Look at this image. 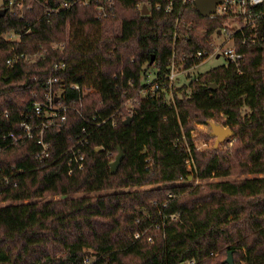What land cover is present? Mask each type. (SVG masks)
I'll return each instance as SVG.
<instances>
[{
	"label": "trees",
	"instance_id": "obj_1",
	"mask_svg": "<svg viewBox=\"0 0 264 264\" xmlns=\"http://www.w3.org/2000/svg\"><path fill=\"white\" fill-rule=\"evenodd\" d=\"M157 2L165 0H115L114 15L97 20L91 8L46 15L42 5L24 0L22 16L8 6L0 16V202H6L0 264H226L229 251L234 264H264L262 20L234 36L244 55L239 69L213 67L190 79V93L177 88L171 106L160 89L140 98L130 123L117 118L96 125L118 113L122 93L135 92L128 79L138 87L147 70L164 75L172 58L177 67L192 68L203 60L197 51L210 50V35L221 26L217 18L202 17L192 1L180 12L177 1L169 13L156 9ZM9 32L21 34L17 52L43 49L41 55L7 65L14 44L4 38ZM50 42L65 46L52 50ZM56 63L65 69L53 72ZM50 77L73 108L61 127L46 130L49 156L38 159L34 140L11 143L6 135L20 133L27 117L35 119L33 105ZM213 116L233 130L232 148L201 151L191 142L188 124ZM79 135L87 141L84 166L68 173L65 151ZM118 148L124 157L111 174ZM238 173L253 176L212 180ZM146 185L162 187L138 188Z\"/></svg>",
	"mask_w": 264,
	"mask_h": 264
},
{
	"label": "built area",
	"instance_id": "obj_2",
	"mask_svg": "<svg viewBox=\"0 0 264 264\" xmlns=\"http://www.w3.org/2000/svg\"><path fill=\"white\" fill-rule=\"evenodd\" d=\"M29 2H36L45 8V13L55 14L61 9H68L74 5H80L83 7L91 8L95 13V18L97 20H105L114 15V6L115 0H66L60 2L57 5L48 6L47 2H40L39 0H28ZM179 1L178 9L180 12L181 7L186 3L193 0H165V2H157L155 4L156 9L162 8L164 12L169 13L174 9L175 4ZM194 4V3H193ZM143 5H146L150 11V8L147 4L139 3L136 5L137 9L141 11ZM10 7L14 10V13H18L22 16V10L24 9V0H0V9ZM263 7V10H257V8ZM29 9V8H28ZM149 14V13H148ZM209 18H226L229 23H222L216 34L212 35V41L208 43L210 50H199L196 53L197 59H205L208 56H220L222 55L226 59V63H231L238 69L244 64V55L238 52L234 45V36L236 32L242 33L243 30L247 27L254 29L256 23L260 20L264 23V0H223L222 3L215 6V10L212 14L209 15ZM27 30L26 32H28ZM222 36L224 38V43L230 42V47L224 48L223 44H216L215 37ZM4 38L8 41H12L14 44L11 48V55L6 59L7 65H12L13 63L22 61V62H31L35 60L39 55H41L43 49L37 50L36 52L27 55L23 52L16 51V44L21 42V34L16 32H9L4 34ZM244 42L246 41L243 38ZM252 42L255 39H251ZM49 46L52 50L58 49L62 50L65 46V42L62 43H53L50 42ZM202 60V61H203ZM198 65V64H197ZM196 66V65H195ZM194 66V67H195ZM193 68V67H192ZM192 68H184L182 66L177 67L172 58L170 64L168 65V71L162 75L157 70H147L145 74H142L140 77L139 86H135L131 79L127 80V85L135 89V92L128 95L126 92L122 93V97H126L121 103L118 113H112L109 117L102 119L100 122H97L96 125L99 126L102 123L111 119V123H115V119L119 118L125 120L128 116H133L135 112V106L140 101L141 97L147 95H153L158 92L160 89L167 91L169 96V106L174 103V99L171 101V92L173 86L175 85L174 81L180 75H189V72ZM65 69L64 64H54L52 66L53 72L63 71ZM144 73V72H143ZM55 81L54 77L47 79V86L45 92L42 96V99L36 101L33 105V115L34 120H23L20 123V133L13 134L10 133L6 135L11 139V143L22 141V140H34L39 146V150L36 153V158L42 159L49 156L48 153V143L44 139V134L46 130L50 127L59 128L66 120V112L68 109H72L73 106L66 105L63 103L61 90L55 91L53 89V82ZM74 89L79 90L78 85L71 86ZM35 94V93H34ZM264 111V106H263ZM84 133V130L82 131ZM87 143L86 136L79 135L74 139V142L70 147L65 151L67 154V166L68 173H71L75 169H82L85 161V153L82 147ZM187 152L189 153V149ZM198 149V148H197ZM187 166L188 171L193 169V160L191 154L187 155V158L184 160ZM166 205V202L163 203V206ZM169 220H175L176 214L171 213L167 216ZM158 226L159 224H152ZM135 238L140 237V233L135 232ZM148 240L151 241V238L148 237ZM185 264H194L193 260H187Z\"/></svg>",
	"mask_w": 264,
	"mask_h": 264
},
{
	"label": "rangeland",
	"instance_id": "obj_3",
	"mask_svg": "<svg viewBox=\"0 0 264 264\" xmlns=\"http://www.w3.org/2000/svg\"><path fill=\"white\" fill-rule=\"evenodd\" d=\"M220 22V24L222 23H229V21L224 18V19H219L218 18V23ZM211 37V41H212V36ZM216 44L221 45L224 42V38L222 36L219 37H215V41ZM231 43L228 41L226 43L223 44L224 48L230 47ZM226 59L220 55L218 57L216 56H208L206 57L203 61H201L198 65H196L195 67H193L190 72L189 75H187V78L185 77V75H180L179 77L176 78V80L174 81L175 85L173 86V90L171 92V101L174 99V91L177 90V88H180V86H186L185 90L187 91V93H190V87L188 86V83L190 81V79L194 78L197 74L199 73H203L206 72L207 70L216 67V66H220L223 64H226ZM91 90V89H90ZM181 92H179L178 94H180ZM129 117V116H128ZM215 120H218V122H216ZM207 121H212L216 124H220L223 127H227L224 126L221 122L223 121L222 117H215L213 116L212 118H206L203 122H195V123H189L188 124V136L190 137L191 142L193 143V145H195L198 149H200L201 151H208L210 149H217V150H226L228 148H232L235 144V140L236 138L234 137V134H232L230 136V138L228 139H223L221 141H219L217 143V145H214V140L215 138L213 136L210 135V131H211V127L210 125L207 123ZM181 132H186L184 128H182ZM189 140V141H190ZM188 139L184 140V144H187V142H189ZM187 146V145H186ZM117 153L114 154V157ZM114 159V158H113ZM112 159V161H113ZM263 174H261L260 176H262ZM250 177L253 175H246V174H235L229 177H215L212 178V180H220V179H240L243 177ZM191 179V178H189ZM203 183L204 180L201 181H197V183ZM150 187H162V186H150V185H146V186H139L138 188H142V189H148ZM54 198H58V197H54ZM6 204V202H0V206ZM227 257V256H226ZM225 257V258H226Z\"/></svg>",
	"mask_w": 264,
	"mask_h": 264
},
{
	"label": "water",
	"instance_id": "obj_4",
	"mask_svg": "<svg viewBox=\"0 0 264 264\" xmlns=\"http://www.w3.org/2000/svg\"><path fill=\"white\" fill-rule=\"evenodd\" d=\"M223 0H193V3L197 9V11L199 12V14L202 17H209L210 14H212L215 10V6L217 4L222 3ZM6 12L5 8H1L0 9V16L4 15ZM141 13L144 15H147L149 13V9L147 8L146 5H143L142 9H141ZM218 57V55L216 56ZM154 60V56L152 55L150 58L149 63L152 64ZM216 85L215 83L212 84V89H215ZM133 116H129L127 117L123 123L124 124H128L131 122ZM207 123L210 125L211 127V131H210V135L213 136L215 138L214 140V145H217V143L223 139H228L230 138V136L233 134V130L229 127H223L220 124H216L212 121H207ZM101 148H96V151H100ZM124 157V153L123 151L118 148L117 149V154L115 155L113 161H111L109 163V169H110V173L111 174H115L122 159ZM224 262L226 264H234L233 261V257H232V253L229 251L227 254V257L225 258ZM181 264H185L184 262H182Z\"/></svg>",
	"mask_w": 264,
	"mask_h": 264
}]
</instances>
